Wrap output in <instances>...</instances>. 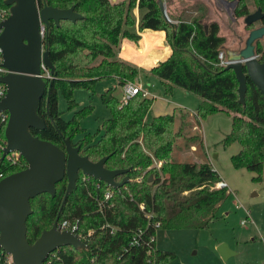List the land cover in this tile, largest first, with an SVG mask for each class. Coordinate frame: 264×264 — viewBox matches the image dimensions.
<instances>
[{
    "label": "trees",
    "instance_id": "16d2710c",
    "mask_svg": "<svg viewBox=\"0 0 264 264\" xmlns=\"http://www.w3.org/2000/svg\"><path fill=\"white\" fill-rule=\"evenodd\" d=\"M175 1L165 0L168 16L176 20V27L165 17L158 0H38L40 7L74 6L83 18L61 20L59 26L50 20L45 25L44 47L55 68L51 77H46L48 87L38 109L46 127L31 128V132L62 149L66 147L65 138L70 137L90 160L96 162L109 156L105 163L108 169L130 168L127 174L116 177L117 181L125 175L129 177V182L120 188L81 173L77 187L66 198L67 177L57 183L55 197L42 193L31 199L33 212L27 220L30 243L57 219L58 223L78 221L79 233L94 230L85 239L86 248L65 245L55 250L54 257L49 256L55 264H180L175 252L158 248L157 232L209 228L230 194L227 187H216L222 177L209 162L179 163L171 158L179 136L174 129L175 115L148 119L153 98L139 93L123 104L114 94L115 88H108L102 100L111 116L102 123L100 133L91 134L81 128L79 119L93 107H83L67 120L59 109L60 94L68 100L69 109H74L78 106L73 99L76 89L93 91L99 82L114 77L123 86L134 81L140 72L147 77L156 76L168 95L180 87L202 98L194 113L197 123L221 111L231 114L232 129L222 143L224 147L240 144V151L231 157L233 165L254 172L256 180L264 179V95L247 76L245 103L240 102L235 71L220 64L219 55L223 52L226 56L227 43L220 23L204 22L201 17L183 18L185 8L175 18ZM253 1L264 13V0ZM2 7H9L5 0H0ZM136 7L140 11L139 22L134 13ZM249 13L248 1L239 0L234 16ZM259 23L264 26V17ZM137 26L139 31H165L173 50L167 60L150 70L118 56L123 39L140 41ZM262 39L255 42V52L259 61L264 62ZM244 71L247 72L245 67ZM7 122L0 119V180L28 166L16 152L2 158ZM78 133L85 135L74 142ZM199 138L203 142L201 135L194 136V140ZM155 160L161 161L160 167L154 165ZM110 189L113 195L103 202L104 211H100L99 201L105 200L104 194ZM106 223L110 226L103 227ZM111 226L117 229L113 234ZM138 230L144 231L140 244L131 246ZM152 237L155 239L150 241ZM0 264L13 263L7 261L6 253L0 252Z\"/></svg>",
    "mask_w": 264,
    "mask_h": 264
},
{
    "label": "water",
    "instance_id": "95a60500",
    "mask_svg": "<svg viewBox=\"0 0 264 264\" xmlns=\"http://www.w3.org/2000/svg\"><path fill=\"white\" fill-rule=\"evenodd\" d=\"M234 7L239 0H221ZM165 17L176 27L167 13L165 0H158ZM10 15L0 23V48L2 66L8 73L0 76V83L7 86V94L0 101V114L9 113L5 129L6 146L2 158L17 152L28 163L25 169L9 174L0 180V251L12 256L13 264H45L47 257L59 247L71 245L86 248V243L69 230L58 229V219L50 229L30 243L27 237V220L33 209L31 199L42 193L55 197L58 182L68 179L66 196L77 187L80 174L104 181L109 186L120 188L129 182L128 175L121 181L116 177L127 174V169H108L105 163L109 156L92 161L80 153L81 146L74 145L70 137L65 138V149L40 138L31 128L43 130L45 120L38 109L47 90L48 83L43 74L45 67L54 72L49 51L44 47V28L50 20L59 26L61 20L76 21L83 15L75 7L58 8L45 5L38 0H5ZM264 17L261 8L245 17L246 25H252ZM264 38V26L253 29L246 46L238 54L229 53L227 68L233 69L239 82L240 102L245 103L247 76L264 95V62L259 61L255 42ZM244 67L247 72L244 71ZM219 250L227 256V245Z\"/></svg>",
    "mask_w": 264,
    "mask_h": 264
},
{
    "label": "rangeland",
    "instance_id": "374dc122",
    "mask_svg": "<svg viewBox=\"0 0 264 264\" xmlns=\"http://www.w3.org/2000/svg\"><path fill=\"white\" fill-rule=\"evenodd\" d=\"M180 1H183L184 6ZM247 1L250 13L255 12L258 7L254 1ZM235 7L221 0H200L198 3L193 0H176L173 16L179 17L185 8L183 18L192 20L201 17L204 22L219 20L221 34L228 37L224 57L228 60V51L238 54L246 46L249 33L261 25L257 22L247 26L246 16L238 18L234 16ZM172 21L176 22V20ZM147 42L145 48L148 47ZM261 43L264 49V38ZM145 76L140 72L134 81L142 82L152 94L155 93L161 98L166 97L165 87L160 80L156 76L151 75L149 78ZM110 86L115 88L114 94L121 100L124 88L115 77L99 82L93 91L76 89L73 99L78 106L74 109H69L68 100L60 94L59 109L63 112L64 118L71 119L77 110L91 105L92 110L83 115L79 123L86 133H100L102 123L111 116L110 109L102 100V94ZM167 97L178 105L174 114V129L179 136L175 139L171 158L179 163L209 162L221 174L222 180L227 182L230 194L209 228L160 229L156 234L158 247L175 252L180 264H264V179L256 180L254 172L233 165L231 157L240 151L241 146L239 143H234L224 147L222 143L232 129V115L221 111L207 116L199 124L194 114L190 112V110L196 112L202 100L199 95L178 87L172 95L167 94ZM159 100V98L155 99V101ZM153 116L154 110L150 109L149 119L151 120ZM186 123L189 125L182 127ZM196 134L201 135L203 142L200 138L194 140ZM84 135L85 133H78L73 139L74 142ZM154 165L160 167L161 161L155 160ZM216 187L220 188L219 182ZM224 244L233 254L228 255V252L227 256L222 254L219 247Z\"/></svg>",
    "mask_w": 264,
    "mask_h": 264
},
{
    "label": "crops",
    "instance_id": "0c3cea01",
    "mask_svg": "<svg viewBox=\"0 0 264 264\" xmlns=\"http://www.w3.org/2000/svg\"><path fill=\"white\" fill-rule=\"evenodd\" d=\"M113 1H122V0H113ZM134 13L137 17V22H139L140 11H139L138 7H136V9L134 10ZM217 21L219 22V20H217ZM137 30H138V26H137ZM138 32L141 35V39L138 43L129 39V38L123 39L122 44H121V48L118 52L119 57L129 60L130 62L134 63L138 67H142L146 70H150L152 67L158 65L160 62L167 60L171 56L173 50H172V47L170 46L169 42L166 39L165 31L145 29L143 31L138 30ZM146 38H147L148 42L145 41ZM146 42H147L148 47L145 48ZM142 50H143V52H141ZM145 77L149 78L147 76H145ZM110 87H113V86H110ZM154 95H155V97L153 99V104L151 106V110H154V116L153 117L166 115V114H175L177 112L176 106H178V105L175 102L171 101L167 97V94L165 95L166 97H162V98L159 97L155 93H154ZM156 98H159L160 100L155 101ZM187 111H189V110H187ZM190 112L192 114L195 113V111H193V110L192 111L190 110ZM147 117H148V115H147ZM148 119H149V117H148ZM232 254H233V252H232Z\"/></svg>",
    "mask_w": 264,
    "mask_h": 264
},
{
    "label": "built area",
    "instance_id": "2783aa9c",
    "mask_svg": "<svg viewBox=\"0 0 264 264\" xmlns=\"http://www.w3.org/2000/svg\"><path fill=\"white\" fill-rule=\"evenodd\" d=\"M9 15H10V7H2V8H0V23L2 21H4L5 19H7L9 17ZM0 34H1V30H0ZM43 36H44V33H43ZM219 59H220V64L221 65H228L229 61L224 58V53L223 52L220 53ZM2 63H3V54H2V49L0 48V76L8 73V70L2 66ZM44 70L46 71L47 74L46 73H43V74L44 75L46 74L45 76H47V77H51L50 70L47 69L46 67H45ZM123 88H124V94H123L122 99H121V103H123V104L128 103V101L132 97H134L135 95H137L139 93H141L144 97H148V98H154L155 97V95L152 94L145 87V85L142 82L128 81V82H126L123 85ZM6 94H7V86L5 84H3V83H0V101L6 96ZM0 119L2 121H6L7 122L8 119H9V113L8 112H2L0 114ZM219 186L220 187H228L227 182L224 181V180H222L221 182H219ZM112 195H113V190L110 189V190H107L106 191V193L104 194V199L105 200L99 201V210L100 211H104L103 202L109 201L111 199ZM150 216L151 215L149 214L148 217H150ZM245 222L246 221H243V223H245ZM109 226H110L109 223H106L105 225H103V227H109ZM58 229L59 230H69V231L77 234L79 236L80 240H82L83 242H85V239H87L94 232V230H89L88 233H85V234L84 233H79L78 232V230H79V222L78 221L72 222L70 220H64V221L58 223ZM116 230H117L116 227L111 226L110 232L112 234L115 233ZM143 234H144V231L143 230H138L135 233L134 238L130 242V245L131 246H139V244H140L139 237H141ZM154 239L155 238L152 237V238H150V241H153ZM148 245H150V242H148ZM150 251H151V249H149V252ZM0 252L6 253V255H7V261L9 263H13L12 262V256L10 254H8L3 249ZM54 252L51 253V254H53V257L55 255ZM49 256L47 258H49ZM45 262H46V264H55L52 257L49 258V259H46Z\"/></svg>",
    "mask_w": 264,
    "mask_h": 264
},
{
    "label": "flooded vegetation",
    "instance_id": "af4514ba",
    "mask_svg": "<svg viewBox=\"0 0 264 264\" xmlns=\"http://www.w3.org/2000/svg\"><path fill=\"white\" fill-rule=\"evenodd\" d=\"M259 22V21H258Z\"/></svg>",
    "mask_w": 264,
    "mask_h": 264
}]
</instances>
